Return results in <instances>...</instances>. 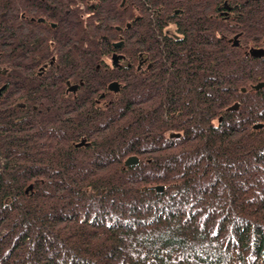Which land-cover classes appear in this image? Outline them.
<instances>
[{
	"label": "trees",
	"instance_id": "trees-1",
	"mask_svg": "<svg viewBox=\"0 0 264 264\" xmlns=\"http://www.w3.org/2000/svg\"><path fill=\"white\" fill-rule=\"evenodd\" d=\"M199 55L106 105L84 61L81 112L0 110V264H264V57Z\"/></svg>",
	"mask_w": 264,
	"mask_h": 264
},
{
	"label": "flooded vegetation",
	"instance_id": "flooded-vegetation-1",
	"mask_svg": "<svg viewBox=\"0 0 264 264\" xmlns=\"http://www.w3.org/2000/svg\"><path fill=\"white\" fill-rule=\"evenodd\" d=\"M69 5L76 28L92 30L93 39L65 40ZM258 26L264 29V0H0V110L15 119L43 107L81 112L84 61L109 81L94 97L106 105L125 81L179 77V61L194 62L202 48L208 62L214 51L241 63L261 59L264 38L241 37Z\"/></svg>",
	"mask_w": 264,
	"mask_h": 264
},
{
	"label": "water",
	"instance_id": "water-1",
	"mask_svg": "<svg viewBox=\"0 0 264 264\" xmlns=\"http://www.w3.org/2000/svg\"><path fill=\"white\" fill-rule=\"evenodd\" d=\"M257 51L258 50H255L254 51V54L255 55H260V54H256L257 53ZM117 83H112L111 84V89H117ZM264 87V81L263 82H259L258 84H256L255 86H254V88L255 89H261V88H263ZM74 89V88H73ZM237 107V105H234V106H232L231 108L232 109H234V108H236ZM171 136L172 137H179L180 136V133H174V134H171ZM85 143V141L83 140V142H81V143H79L78 145H83ZM138 163V157L137 156H130V157H128L127 158V160H126V164L127 165H135V164H137ZM30 188H31V186H30ZM157 189L158 190H163L164 189V186L163 185H159V186H157ZM27 191H29L28 189H27Z\"/></svg>",
	"mask_w": 264,
	"mask_h": 264
}]
</instances>
